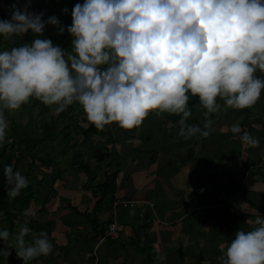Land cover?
I'll use <instances>...</instances> for the list:
<instances>
[{
    "label": "clouds",
    "instance_id": "9594fccd",
    "mask_svg": "<svg viewBox=\"0 0 264 264\" xmlns=\"http://www.w3.org/2000/svg\"><path fill=\"white\" fill-rule=\"evenodd\" d=\"M28 9L13 4L11 19L0 18V37L35 34L30 42L0 50V147L8 113L32 98L56 113L78 103L98 129L112 122L132 129L153 111L182 114L179 135L187 139L207 137L212 128L211 119L187 123L190 95L199 97L206 117L221 107H252L264 95V0H83L67 26L71 52L43 35L46 23L60 25L59 18L45 21L43 12ZM232 131L243 143L260 145L239 123ZM4 174L11 198L29 184L13 164L4 165ZM246 225L252 227H240L222 246V264H264V214ZM32 231L23 225L13 236L0 228L9 245L0 256L14 247L29 264L50 254L49 232L41 229L26 239Z\"/></svg>",
    "mask_w": 264,
    "mask_h": 264
},
{
    "label": "crops",
    "instance_id": "0c3cea01",
    "mask_svg": "<svg viewBox=\"0 0 264 264\" xmlns=\"http://www.w3.org/2000/svg\"><path fill=\"white\" fill-rule=\"evenodd\" d=\"M188 107L187 123L212 120L209 136L186 139L179 135L182 114L153 111L132 129L112 122L102 136L74 140L72 147L83 149L89 169H45L42 176L54 186L36 204L46 207L36 219L50 223L54 248L29 264H94L93 248L104 235L97 234L96 222L105 223L106 233L111 218L115 235L101 244L97 264H222V246L240 227H252L246 225L250 217L264 214V95L252 107H221L207 117L198 96L190 95ZM236 123L259 137L260 145L243 143L232 131ZM95 152L106 153V159L98 163ZM112 173L113 199L103 198L100 184ZM89 179L93 185L85 189ZM52 196L57 210H51ZM117 200L125 203L115 205ZM26 239H32L29 233ZM158 255L164 259L157 261ZM4 261L24 264L14 247Z\"/></svg>",
    "mask_w": 264,
    "mask_h": 264
},
{
    "label": "trees",
    "instance_id": "16d2710c",
    "mask_svg": "<svg viewBox=\"0 0 264 264\" xmlns=\"http://www.w3.org/2000/svg\"><path fill=\"white\" fill-rule=\"evenodd\" d=\"M28 2H31L32 0H27ZM82 3L83 0H50V3L48 5H44V4H39L37 6L34 7H30L29 6V11L32 12H37L36 9L38 8H45L43 10V13H46L45 15V21H47L49 16L55 15L59 18L60 20V25H54L51 23H46L45 25V30L43 35L50 37L54 43L60 44L62 47H64L65 49L71 51L72 50V34L70 32L67 31V26L70 25L72 23V9L74 7V5L76 3ZM21 9H23L24 7L19 6ZM65 8L68 9L67 12H65ZM60 27H64V31L61 32L59 31ZM31 31V30H30ZM29 36L28 33H25V38ZM24 37H15V39L11 40V47L13 46H18L20 44H22V40L24 39ZM3 37H0V44L2 43ZM72 106V105H70ZM70 106H68L70 108ZM67 108V107H66ZM66 108L64 111H62V113H64L66 111ZM42 115V114H41ZM51 123H44L43 124V135L41 137H37L33 138L32 136L29 135V133H24L22 131H17L16 135L17 136H21V143H33L34 145L31 147L30 145H28L29 149L30 147L32 149H36L39 145H48V144H55L53 143L56 141V137H58L60 135V137H63V139L61 140L62 144L65 142V140H68L66 145H62V147H64V149L66 150H60V152L62 151L63 153H67L72 145H73V141L75 140V137L73 135V131L76 133H81L80 135L84 136V140L87 141L91 138H93L94 136H102L105 131L106 128L104 127L103 129H98L93 123H91V125L87 128H81L78 129V127H72V129L70 128V125H68L66 122H64V125L62 126V129L59 131L57 128V120L56 119H51L50 120ZM47 124V125H45ZM80 131V132H78ZM15 136V135H14ZM60 142V141H59ZM28 149H19L16 151H13L11 153H8V150L6 149V147H4V145L2 147H0V228H8L11 231V234L14 236L15 235V230L17 229V227L22 226V215H26V213H28V210H30L31 206L36 203H38L41 199H43L42 197L37 199V197L35 196L36 193H43L41 191V187H44L46 189H48V186L46 185L47 181H50L49 179H47L45 176L40 177V179L38 180L37 178L39 177L37 174H35L34 172H32V170L35 167H39V165H41L43 168L46 167H52V169H63L60 165H59V159L57 161L56 156H48L47 158H44L42 156H40L37 153L32 154L33 157H31L30 161L27 162L28 164V169H19L24 171L25 174H28L26 177L29 180V184L26 188H23L20 192L19 195H17L15 198H11L8 196L7 194V189H6V176L4 174V165L6 164H13L14 168H19V162L20 159H24L27 156ZM31 152V151H30ZM95 157H97L98 163H101L102 161H104L107 157L106 153H102L100 154L99 152H95ZM86 154V153H85ZM72 158H77L78 162H79V166L82 169H89V165H88V160L85 159L84 157V153H82L80 151V153H78L77 151H73L72 152ZM80 156V157H79ZM20 157V158H19ZM39 160V162H38ZM76 160V161H77ZM18 162V164H17ZM40 163V164H39ZM81 164V165H80ZM60 166V167H59ZM55 167V168H53ZM37 177V178H36ZM57 177V175L54 176V178ZM53 178V180H54ZM31 179H35L36 181L32 182ZM52 180V179H51ZM53 182V181H52ZM115 182H116V173H112L107 175L106 180L100 184L101 187H103V189H101L102 192V197L106 198L108 195L112 196L113 199V195L115 192ZM92 180L89 181L84 185L85 189L90 188V186H92ZM37 199V200H36ZM104 200V199H103ZM102 201V200H101ZM101 206H97L96 212L98 213L101 208ZM44 207L43 205H41V207L35 212L34 215H32L30 217V222L28 224H26L28 227H30L33 231L29 232V234L31 235V237L33 238L34 234H39L41 229H46L49 233V229L50 228V223L47 222L46 224L38 221L36 219V216H38V214L41 212V210H43ZM99 220V218L96 219V221ZM111 218V220H109L106 224H109L108 226H111L110 224L112 222H114V220ZM91 224L93 225V219L90 220ZM21 224V225H20ZM37 224L36 227H34L33 229V225ZM94 225H95V221H94ZM107 226V227H108ZM96 227H99V231L97 232V234L99 235H103L105 234V223H101V222H96ZM110 228V227H109ZM115 235V233H114ZM113 235V236H114ZM27 236V234H26ZM112 236V237H113ZM2 239V238H1ZM112 238H110L111 240ZM2 264H4V260H5V255L0 257ZM19 260L23 261V259L21 257H19ZM0 261V264H1Z\"/></svg>",
    "mask_w": 264,
    "mask_h": 264
},
{
    "label": "rangeland",
    "instance_id": "374dc122",
    "mask_svg": "<svg viewBox=\"0 0 264 264\" xmlns=\"http://www.w3.org/2000/svg\"><path fill=\"white\" fill-rule=\"evenodd\" d=\"M39 4H44L45 6L48 5L50 3V0H32L31 2H28L27 0H0V18H4V19H11V12H12V5L13 4H17L18 6H22L24 7L26 4H28L30 7H34L37 6ZM45 8H38L36 9L37 12H43ZM44 15L46 13H43ZM43 19L45 20V16H43ZM28 33V37L26 35V38L24 37L25 34L23 36L20 37H24V39L22 40V43L25 42H30L35 34L29 30ZM18 37V36H16ZM11 40L12 39H7V38H3L2 39V43L0 44V50H4V49H10L11 48ZM72 51V50H71ZM69 51V52H71ZM84 110L82 105L77 104H72V106L67 107L66 111L64 113L60 112V113H56L52 107L45 105L43 102H41L39 99L37 98H32L28 103H26L25 105H23L20 109L18 110H13L10 113H8V120H9V129H8V135L7 138L4 142V147H6V149L8 150V153H11L13 151L19 150V149H28L27 153V157L26 158H22L20 159L19 162V168L18 169H28V164L27 162L30 161L32 154L37 153L40 156L47 158L48 156H56L57 161L59 159V165L63 168V169H75L79 166V164L77 163L78 160L77 158H72L71 156L68 157L69 154L72 155V152L74 151V148L72 147L67 154L60 152L62 145H66L68 140H65V142L62 144L61 140L63 139V137H60V135L58 137H56V141L53 143L55 144H48V145H39L36 149H32L31 147L34 145L33 143L27 144V143H21V136H17L16 132L17 131H22L24 133H29L30 136H32L33 138L37 137H41L43 135V124L44 123H51V119H56L57 120V128L60 131L62 129V126L64 125V122H66L68 125H70V128L72 129V127L74 128L75 126L78 127V129L81 128H87L89 126L88 123H85L84 120H81V116H83L82 114H84ZM42 114V115H41ZM76 120V124H75V120ZM80 123V124H79ZM47 125V124H45ZM88 125V126H86ZM123 127H120V130H122ZM80 132V131H78ZM81 133H76L73 131V135L75 137V143H77L79 141V136ZM15 135V136H14ZM60 141V142H59ZM74 143V144H75ZM30 145V149L28 148ZM75 147V146H74ZM77 149L75 151H77L78 153H80V150L83 151V149L76 147ZM31 151V152H30ZM32 153V154H31ZM20 158V157H19ZM77 160V161H76ZM39 162V160H38ZM18 164V162H17ZM40 164V163H39ZM59 166V167H60ZM55 168V167H53ZM45 169L47 171H50L51 167H46L43 168L41 165H39V167H35L32 172H34L35 174H37L39 177L37 178L38 180L40 179V177H42ZM21 172L27 176L28 174H25L24 171ZM31 181L35 182L36 180L31 179ZM46 185L48 186V189L50 190L54 185L51 181H47ZM55 186H58L59 188L62 187L61 183L56 182ZM48 189L41 187V191L43 193H36L35 196L39 198H43V195H46L45 192L48 191ZM47 196V195H46ZM53 197V196H52ZM54 198V197H53ZM36 199V200H37ZM49 199V197L47 198V200ZM53 201V202H52ZM51 203H53L51 206V210H57V208L55 207V203H56V198L51 200ZM37 204V203H36ZM33 205V209H30V211L28 210V213H26V215H22V221L23 222H28L27 218L30 217V215H34L35 212L38 210L39 205ZM55 207V208H54ZM42 211V210H41ZM56 212V211H55ZM54 215V214H53ZM53 215L51 214L49 219L53 220ZM56 216V215H55ZM22 222V226L25 225ZM54 221H51V225L53 224ZM21 225V224H20ZM22 226H18L17 229L15 230L16 232L19 231V229ZM37 224L33 225V229L34 227H36ZM15 232V234H16ZM1 240V238H0ZM6 243L4 241H0V249L3 248H7L6 247ZM97 245V242L93 248V251L95 250ZM92 251V255L94 257V252ZM99 252V250H98ZM1 257V256H0ZM99 258H100V254H99ZM1 261V259H0ZM95 261V258H94ZM5 263V261H4ZM2 264V261H1Z\"/></svg>",
    "mask_w": 264,
    "mask_h": 264
},
{
    "label": "built area",
    "instance_id": "2783aa9c",
    "mask_svg": "<svg viewBox=\"0 0 264 264\" xmlns=\"http://www.w3.org/2000/svg\"><path fill=\"white\" fill-rule=\"evenodd\" d=\"M121 203H125V201L117 200V201L115 202V205H119V204H121ZM115 231H116V223H113V224L111 225L110 229H109L108 231H106V233H105L102 237H100V238L98 239V241H97V245H96V248H95V250L93 251V252H94V258H95L94 264H97V263L99 262V260H100L98 250H99L101 244H102L104 241H106L109 237H112V236L114 235Z\"/></svg>",
    "mask_w": 264,
    "mask_h": 264
}]
</instances>
